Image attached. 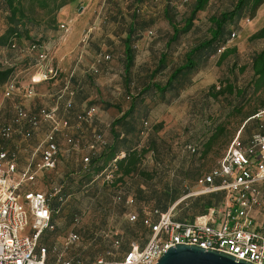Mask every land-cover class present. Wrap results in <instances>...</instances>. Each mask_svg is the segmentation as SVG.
<instances>
[{
	"label": "rangeland",
	"instance_id": "1",
	"mask_svg": "<svg viewBox=\"0 0 264 264\" xmlns=\"http://www.w3.org/2000/svg\"><path fill=\"white\" fill-rule=\"evenodd\" d=\"M193 3L194 0H187L184 3L178 0H75L58 11L57 30L54 31L50 27L47 30L48 36L45 41L52 56L55 50L67 43L65 38L68 31H63L60 24L64 23L68 29L71 23L76 24L75 42L73 46L67 48L69 49L67 58L69 59L68 55L71 56L70 62L67 63L68 67L61 69L57 58H53V64L56 63L55 65L60 69L56 82L43 81L49 84L40 85L43 83L41 82L38 87L37 84L35 95L26 98L24 91L31 76L44 66L36 64L19 74L23 76L17 80L18 90L10 98L4 96V86L0 88L1 126L12 122L17 106H22L28 113L35 114L40 107L54 104V96L62 86L61 79L78 64L79 69L75 73L76 82L81 80L82 92L87 94L78 103V109L83 105L96 107V113L89 124L77 125L76 108L67 113L61 111V115L70 122L68 135L76 141L77 148L72 149L66 137L59 135L60 153L55 167L39 172L33 181L22 184L23 190L30 188L42 190L47 194L50 193L53 199L60 189L65 190L66 194L59 202L60 210L54 215L55 230L46 231L39 241L47 247L46 258L50 256V264H57L59 258L77 259L78 264H93L99 256H104L107 261H113L121 256L122 251L131 242L144 243L140 231L135 237L130 232L129 227L133 226L134 222L129 217L138 214L139 207L142 212L149 213L155 207L154 196L161 191L164 182L175 181L183 176L179 173V165L181 160L187 162L184 144L204 141L203 136L208 135L212 127L222 121L224 132L217 143L207 151L204 161L200 164L194 159L197 165L200 164V173H202L215 164L236 134L241 117L231 115L226 120L222 119L221 110L225 107L224 103L207 98L205 95L210 85H218L220 79L230 74L227 67L231 60L230 54L220 60L221 52H216L200 62V67L190 74L188 84L181 88L179 93L168 90L165 98L157 91L146 92L142 97L136 96L140 99L135 112L141 115V123L147 121L148 134L154 135L159 149L153 153L149 151L143 161L145 169L155 166L158 172L151 182L144 183L139 179L144 200H135L132 203L129 198L127 204L118 202L117 199L114 200L115 189L109 185L104 186L105 180L102 175H94L91 182H85L80 175L86 171L81 161L82 157L88 155L87 146L92 134L98 132L103 135L105 141L111 140V123L133 101L127 96H134L142 87L150 83L164 84L171 71L185 61V53L209 37L210 17L230 9L234 0H209L203 9L197 12L190 29L180 33L177 40H173V28L166 20L163 10H168L174 25L180 29L185 18L189 16ZM35 16L46 19L47 13L36 8ZM4 24V19L0 15V31L4 28ZM129 27L134 29L131 37L135 58L134 65L125 74L124 38ZM262 27H264L263 5L257 10L253 19H242L240 28L233 30V36L230 34L226 46L234 51L231 55L244 56L252 47H258L263 41L252 36ZM45 29L41 21L34 31L41 32ZM82 39H86L84 47L80 43ZM73 48L76 49L72 53ZM82 49L83 55L78 63L76 59ZM100 53L108 55L109 59L97 63ZM161 54L166 57L163 67L158 65ZM92 65L98 67V75L85 73ZM87 76L91 82H88V79L82 82ZM21 80L26 83H22ZM34 103L37 109L33 110ZM261 111L263 114L257 121L260 125L257 129L252 128V131L264 130V110ZM154 127H157V130ZM47 129L48 125L42 122L39 129L29 138H24L19 133L14 134L8 147L16 153L19 168L25 165V159L37 147ZM248 133L242 132L241 137L243 134L248 136ZM36 157H39V153ZM136 188V185H133L131 193H135ZM182 188L187 189L186 192H183L169 207L177 202V207L172 213L181 216L186 210V218L190 219L195 212L190 208V203L199 196H186L197 189L194 175L184 177ZM181 198L183 199L180 200ZM186 202L188 208L181 210ZM73 233L77 235L76 240L68 241V236ZM115 238L120 240V247L114 246ZM108 249L111 252L109 254L106 253Z\"/></svg>",
	"mask_w": 264,
	"mask_h": 264
},
{
	"label": "built area",
	"instance_id": "2",
	"mask_svg": "<svg viewBox=\"0 0 264 264\" xmlns=\"http://www.w3.org/2000/svg\"><path fill=\"white\" fill-rule=\"evenodd\" d=\"M178 1L184 3L187 0ZM60 28L68 31L64 23L60 24ZM80 43L84 47L86 39ZM33 48L30 47V50ZM82 55L83 49L76 59L78 63ZM107 59L108 55L100 53L97 62ZM41 64L43 68L35 71L25 87L26 98L35 95L37 84L56 81L60 75V69L53 64L47 46L43 48L37 66ZM77 66L62 78V86L54 96V104L40 107L35 114L17 106L12 122L0 126V264H46L47 247L40 244L39 239L45 230L53 228L50 220L52 196L42 190H23L22 184L33 181L39 172L55 167L60 153L59 135L66 137L72 149L77 148L76 141L68 135L70 122L61 115V111L67 113L72 105L75 89L71 87L70 81ZM98 72V67L94 65L85 71L89 75ZM17 90V79L13 78L5 84L4 96L10 98ZM95 113L94 106H84L76 116L77 125L90 123ZM42 122L48 125V129L25 159V165L19 168L17 155L8 146L14 134L29 138ZM94 139V142H105L100 133H95ZM94 147V143L87 146L88 150ZM186 148L195 151L193 145H187ZM82 161L87 163L89 156L82 157ZM110 178V173H107L105 179ZM196 186L197 189L186 196L216 191H223L225 196L204 213L185 221L173 218L172 212L177 202L165 212L154 209L152 213L157 216V220H144L151 233L143 246L133 241L119 259L107 261L99 256L93 264H153L176 242L194 243L205 249L222 250L236 258L264 264V133L254 131L243 139L239 130L217 163L198 177ZM129 218L133 221L136 215L132 214ZM76 238V234H70L68 241ZM113 244L117 247L119 241L114 240ZM106 253L111 252L107 250ZM57 264L78 263L71 258H59Z\"/></svg>",
	"mask_w": 264,
	"mask_h": 264
},
{
	"label": "trees",
	"instance_id": "3",
	"mask_svg": "<svg viewBox=\"0 0 264 264\" xmlns=\"http://www.w3.org/2000/svg\"><path fill=\"white\" fill-rule=\"evenodd\" d=\"M74 1L75 0H0V15H2L5 23L4 28L0 31V48L5 50L14 49L17 53L13 58L0 60V88L5 86L8 81L15 78L14 73L16 69L21 66L20 64H22V61L19 64H16L18 62L15 61L17 56L23 55L22 59L26 58L24 64H28V68L39 63L40 54L43 51V48L47 45V41L45 40H47L48 28L50 27L54 31L57 30L56 24L58 11L66 4ZM208 1L209 0H194L190 14L185 18L180 29L174 25L173 18L169 15L168 10H163L166 20L173 28V40H177L180 33H185L190 29L197 12L202 10ZM262 5L264 6V0H234V4L230 9L210 17L209 37L185 53V61L171 71L164 84L150 83L146 87H142L134 96L128 95L127 97L132 98L133 101L130 106L125 111L121 112V114L111 123V140L105 141L104 139L105 142L103 144L94 142V134L99 133L94 132L92 134V139L89 143H94L95 147L88 152L89 161L87 163L81 161L83 167H86V171L80 174L82 175L81 178H84L85 182H91L94 175H102L105 180L104 186L109 185L115 189L113 190L114 200L117 199L118 202H124L127 204L129 198L133 201L132 203H134L135 200H142L144 196L143 189L138 183L139 179H142L144 183H148L158 174L155 166L148 170L145 169L143 161L149 151H152L153 153L159 151V149L156 145L154 135L152 133L148 134L149 127L147 121H144L143 125V123H141V115L139 116L135 112L138 99H140L136 96L142 97L146 92L151 93L152 91H157L160 96L165 98V94L168 90H174L176 93H179L181 88L183 89L188 84L190 74L200 67V62L208 59L210 55L215 54L216 52H221L220 60H223L227 56L229 49H227L226 45L230 34H234V29L240 28V21L242 19H253L257 10ZM36 8L45 11L47 13V18L42 19L41 17L38 18L35 16ZM41 21H43L46 29L41 32L34 31ZM133 31L134 29L129 27V31L124 38L125 74L128 73L134 65L135 53L131 37ZM252 37H264V27L260 28ZM32 46H34V48L30 50V47ZM165 58L164 54L160 55L158 60L159 67L164 66ZM236 64L237 63L235 62L229 67V73L234 80L237 77V73L235 72ZM238 69L243 73L246 68L245 66H240ZM250 69L252 72L251 79L242 87H238L234 81L228 78H222L218 82V85L212 84L207 89L205 93L207 98L224 103V109H227V112L222 115V119L225 118L226 120V118L231 115H239L241 117V122H244L249 120L251 116L256 115L259 111L264 110V47L252 55ZM73 76H75V74ZM73 76L70 85L75 89V95L68 112H71L76 108L78 110L75 113L76 119V116L82 111L84 106L88 107L94 105H83L79 108L80 110L75 107V98L83 89L81 83H76L78 85L77 87L73 82ZM245 127L246 124L243 128ZM154 128L157 130V127ZM254 131L264 133L263 129ZM223 132V123L222 121H219L212 127L208 135L203 136V138H205L204 141L186 142L184 144V149L187 153L185 155V161L187 162L181 160L179 165V173L183 176L179 179H175V181L164 182L161 191L154 196L155 207H153L149 213L142 212L139 207V213L136 214V219L132 221L134 224L129 227L130 232L134 234V237L137 235V232L140 231L142 233L144 243L139 244L137 242L140 246L145 244L151 233L149 227L144 224V220L150 218L152 221H156L157 216H154L152 213L154 209H157L160 212H165L171 203L177 200L183 192H186L187 189L182 188L185 176L194 175L196 182L198 177L203 173H200L201 162L204 161L207 151L210 150L211 146L217 143ZM187 145H193L195 151L188 150L186 148ZM221 156H219V158ZM194 159L198 160L200 164L197 165ZM216 163L217 161L215 164ZM107 173H110L111 178L106 180L105 176ZM128 180H130V182H128ZM133 185H136L137 187L136 191L134 190L135 193H131ZM64 191V189H60L56 197H54V199L51 198L50 220L53 228L45 230L41 234L39 241L46 231L55 230L56 223L54 215L60 210L59 202L62 196L66 194ZM222 197L223 193L221 191L199 194L197 199L190 203V208L195 210L190 219L196 215L204 213L209 206L218 204ZM188 206L189 205L186 202L184 206L181 207V210L184 208L187 209ZM186 214L187 212L184 210L181 216L173 214V218L178 221L189 220L186 218ZM115 240L119 241L117 247H120V240L118 238H115ZM129 247L130 244L122 251L121 255L127 251ZM73 260L75 262L78 261L77 259ZM46 264L48 263L46 262Z\"/></svg>",
	"mask_w": 264,
	"mask_h": 264
},
{
	"label": "crops",
	"instance_id": "4",
	"mask_svg": "<svg viewBox=\"0 0 264 264\" xmlns=\"http://www.w3.org/2000/svg\"><path fill=\"white\" fill-rule=\"evenodd\" d=\"M72 21V20H71ZM76 22V21H75ZM75 23H71V25H70V27H69V29H68V32H67V35H66V38H65V42H67L65 45H63L62 46V48H60V49H57V50H55L54 51V53H53V55H52V59L54 58V57H56L57 58V60H58V62L60 63V65H61V69L63 68H66V66H67V63H69L70 62V55H68V57H69V59L67 58V52H69V49H67L68 47H71V46H73V44H74V40H75V38H76V32H75ZM260 40H262L263 42L261 43V44H259L258 45V47H252L251 49H249L248 51H246V54H244V56H243V54L242 55H237V57L236 56H234V55H231V52H234V51H232V49H229V47H227V49H229V53L227 54V56L229 55L230 56V62H228L229 64L227 65V67H228V69H229V67L233 64V63H237L236 64V67H235V72L237 73V77L235 78V80L232 78V76L230 75V74H227L226 75V77L225 78H228V79H230V80H232V81H234L235 82V84L236 85H238V87H242L243 85H245V84H247V82L251 79V75H252V72H251V69H250V64H251V57H252V55L255 53V52H257V51H259V50H261L263 47H264V37H262ZM76 48H73V50H72V53H73V51L75 50ZM15 55H17V53H16V50H14V49H7V50H5V49H3V48H0V60H4V59H8V58H13V57H15ZM65 56H66V58H65ZM226 56V57H227ZM225 57V58H226ZM23 58V55H19V56H17L15 59V61H18L16 64H19L21 61H22V64H20L21 66H19V68H17L16 69V71H15V73H14V77L18 80V78H20V76L22 77L23 75H19L20 73H23V72H25V71H27L29 68H28V64L26 65V64H24V62L26 61V58L25 59H22ZM22 59V60H21ZM103 62V61H102ZM233 62V63H232ZM98 63V62H97ZM105 63V62H104ZM56 64V63H55ZM181 65V64H180ZM179 65V66H180ZM58 66V65H57ZM70 66V65H69ZM76 66V65H75ZM74 66V67H75ZM240 66H245V71L243 72V73H241L240 71H239V69H238V67H240ZM68 67V66H67ZM74 67H73V69H74ZM79 69V66H77V69H76V72H77V70ZM99 73V72H98ZM98 73H97V75H98ZM68 74V73H67ZM66 74V75H67ZM96 75V74H95ZM86 79H88V82H91L90 81V79L88 78V76H87V78H84L83 79V81L82 82H86L87 80ZM77 80H76V78H75V76H73V82L76 84V83H81V80H79L78 82H76ZM21 82L22 83H26V82H23V80H21ZM54 82H56V81H54ZM61 82H62V79H61ZM45 83H48V82H43V83H41L40 85H42V84H45ZM49 84V83H48ZM24 85V84H23ZM39 84L37 85V87L38 86H40ZM62 85V84H61ZM77 85V84H76ZM5 87V86H4ZM77 87H78V85H77ZM81 87H82V85H81ZM83 88V87H82ZM87 96V94L86 93H84V92H81L79 95H77V97L75 98V107H77L78 108V103L80 102V101H82L85 97ZM28 106H30V105H28ZM34 109H37V107H36V104L34 103L33 104V110ZM38 111V110H37ZM227 112V109H222V115L223 114H225ZM261 114H263V112L261 111V112H258L256 115H254V116H251L250 117V119L249 120H246V121H244V122H241L240 123V125L238 126V130L236 131V133L240 130V132L242 133H246V132H249L248 133V136L251 134V132H254V131H252L253 129H257V127L260 125V122H258L257 123V121L258 120H256V119H259V116L261 115ZM254 123L256 124V125H254ZM246 124V127L245 128H243V126ZM253 128V129H252ZM38 130V129H37ZM248 136H244V134H243V136H242V138L243 139H246ZM102 137H103V135H102ZM227 148V147H226ZM226 150V149H225ZM224 153V152H223ZM222 153V154H223ZM217 161V160H216ZM208 171V170H207ZM206 172V171H205ZM216 182H217V180H216ZM196 183V182H195ZM217 192V191H216ZM222 193H223V197H222V199H221V201L223 200V198H224V192L223 191H221ZM136 242V241H135ZM50 257V256H49ZM49 257H47L46 259H45V261L48 263V264H50V262H51V258H49ZM119 259V258H118ZM106 260V259H105ZM117 260V259H116Z\"/></svg>",
	"mask_w": 264,
	"mask_h": 264
},
{
	"label": "water",
	"instance_id": "5",
	"mask_svg": "<svg viewBox=\"0 0 264 264\" xmlns=\"http://www.w3.org/2000/svg\"><path fill=\"white\" fill-rule=\"evenodd\" d=\"M194 243L170 245L153 264H257L228 252Z\"/></svg>",
	"mask_w": 264,
	"mask_h": 264
}]
</instances>
